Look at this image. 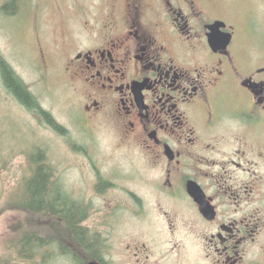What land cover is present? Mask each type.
<instances>
[{
  "label": "flooded vegetation",
  "instance_id": "obj_1",
  "mask_svg": "<svg viewBox=\"0 0 264 264\" xmlns=\"http://www.w3.org/2000/svg\"><path fill=\"white\" fill-rule=\"evenodd\" d=\"M250 1L101 0L91 18L82 7L61 74L81 92V126H111L131 149L130 169L104 171L79 152L94 173L93 205L58 186L47 153L34 154L33 176L39 164L47 175L44 216L62 229L40 243L33 228L20 253L52 262L59 252L68 264H264V0ZM46 56L41 47L45 79ZM0 79L28 114L66 134L25 83L22 99L1 69Z\"/></svg>",
  "mask_w": 264,
  "mask_h": 264
},
{
  "label": "rangeland",
  "instance_id": "obj_2",
  "mask_svg": "<svg viewBox=\"0 0 264 264\" xmlns=\"http://www.w3.org/2000/svg\"><path fill=\"white\" fill-rule=\"evenodd\" d=\"M83 6L89 18L101 12V0H0V58L67 130L65 135L53 131L28 114L0 79V264H68L59 252L51 262L40 250L31 256L18 249L27 229L35 228L44 239L62 229L57 220L30 215L19 205L36 167L34 154L42 153L46 159L47 153L58 186L93 205L97 201L94 173L84 166L87 160L79 152H90L89 160L97 164L102 161L104 171L114 168L126 173L130 169L131 149L111 126L99 120L90 124L89 131L81 126V92L61 74L69 35L81 30L86 20ZM41 47L47 54V79ZM87 223L93 226L92 217Z\"/></svg>",
  "mask_w": 264,
  "mask_h": 264
},
{
  "label": "trees",
  "instance_id": "obj_3",
  "mask_svg": "<svg viewBox=\"0 0 264 264\" xmlns=\"http://www.w3.org/2000/svg\"><path fill=\"white\" fill-rule=\"evenodd\" d=\"M0 69H1L2 77L5 80V84L10 89H12L13 92H16L20 98L23 99L24 96L21 94V92L24 91L23 87L25 88L24 82L19 78V76L16 75L12 67L5 60L1 58H0ZM46 176L47 175H46V171L44 170V165L39 164L36 174L31 179H29V184L27 185L28 187L27 192L25 193V195H23L21 201L19 202V205L23 208V210H25L30 215H33V214H39L40 216L46 215V208H47L46 205H47V198H48ZM55 197H57V193H55ZM59 200L61 199L59 198ZM59 204L63 206L62 202H60ZM56 205L57 203L55 204V206ZM70 221H71L70 222L71 225L75 224L73 217L71 218ZM27 231L29 232H23L24 239L22 240V243L26 244V246L27 244L31 242V239L33 236V234L30 232L32 231V229L31 230L27 229ZM38 239L40 243H45L43 238L38 236ZM88 242L89 240L85 242V246L86 248L89 249L90 247H92V245H90ZM28 250H29V247H28Z\"/></svg>",
  "mask_w": 264,
  "mask_h": 264
}]
</instances>
